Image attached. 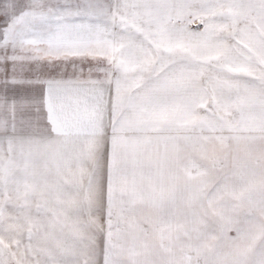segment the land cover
I'll use <instances>...</instances> for the list:
<instances>
[{"label":"snow or ice","instance_id":"snow-or-ice-1","mask_svg":"<svg viewBox=\"0 0 264 264\" xmlns=\"http://www.w3.org/2000/svg\"><path fill=\"white\" fill-rule=\"evenodd\" d=\"M0 264H264V0H0Z\"/></svg>","mask_w":264,"mask_h":264}]
</instances>
